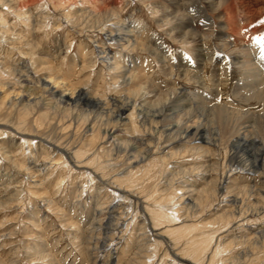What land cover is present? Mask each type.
<instances>
[{
    "label": "bare ground",
    "instance_id": "6f19581e",
    "mask_svg": "<svg viewBox=\"0 0 264 264\" xmlns=\"http://www.w3.org/2000/svg\"><path fill=\"white\" fill-rule=\"evenodd\" d=\"M55 1L60 2V0ZM241 1L237 4L235 0H163L166 5L162 3L160 9L169 24L172 25L171 29L175 32L179 41L199 40L200 38L202 40L204 37L199 35L198 30L205 31L209 27L213 29V27L217 26L219 27L218 33L221 34L219 35L220 38L222 36L229 37L232 41L227 40L225 43L232 46L233 49H239L240 47L236 45L238 42H242V51L236 55L238 57H236L234 63L235 66H240L242 70H240L242 73V89L239 90V93L236 90V93L246 100L256 99L264 103V41H261L260 38L254 42L251 39L239 41L235 37L240 26H238L239 23L236 22V19L242 20L241 23L244 24L241 27H245L247 32L249 30L254 32L260 29L256 27L258 24H251L253 22L252 14L245 9L242 13H239L240 16H237V8L242 7L240 6ZM22 6L23 4L20 2L18 7ZM262 7L258 9L259 13L263 11ZM190 9L192 10L190 11ZM70 15L71 13L67 12L65 14L66 19H69ZM18 16L20 17L21 14L19 13ZM28 17L27 20L29 19ZM214 19L219 21L218 25ZM107 20L112 21V23L106 24L100 31L105 35L104 42L93 41L97 47V56H100L96 58V62L99 61L102 65L104 64L103 67L105 69L112 71V76L108 80L109 85L106 89L105 98L101 97V94H99V97L97 93L93 94L90 92L87 89V85L80 83L75 86L65 78L56 77L53 74L34 77L30 80H28L30 77L28 79L20 77L17 82L32 84L28 87L25 84L27 87L26 91H17V87L13 88L11 93L8 94L3 90L5 84L0 81V112L3 109L16 111L19 118V126L21 124L25 125L30 118L33 119L32 121L37 129L47 122L52 126L51 129L54 132L59 128L57 127L58 125H62L64 130H70L74 124H76V127L78 125L83 133V139L81 147L77 148V150H68L48 143V147L51 146L54 152L57 150V159L62 160L61 163L63 164L61 167L64 170L68 169L72 172L77 169L81 170L79 164L89 159L85 155L91 151L92 146L97 144L96 142L99 140L101 145L90 154L92 158L87 161V165L84 168L93 167L96 171H101L103 175L104 169L107 167L104 166L105 164L113 170L117 168L113 164L114 158L118 156L126 158L129 170L125 176L114 177L113 184L121 188V190L117 189L118 193L113 190V199L108 204L109 210L113 211L118 209L117 206L121 200L124 199V202L127 200L130 203L127 206L132 221L130 222L132 223L131 227L129 224L128 226L132 230L137 228L140 231L144 230L143 234L139 233L136 237L137 244H139L141 249L129 258L127 264L142 263L143 258H146V260L154 259L160 255H162V259L160 258L159 262L171 257L170 260L173 264H214L215 261L221 263L228 260L227 254V259L223 256L226 250H229L234 245L244 250L248 249V251L246 250L247 252L240 253L236 258H233V256L229 258L232 264H241L240 260L245 257L248 258L249 252L250 258L251 253L260 250L262 252L264 249V167L259 169L255 164L264 163V112L261 116L262 118L257 117L259 119L251 120L249 114L251 113L252 116L254 112L236 109V107L222 106L223 104L208 108L209 104L207 105L203 102L197 93H193V96L199 103L198 101L189 103L187 101L188 95L183 93L186 90L184 88H174L156 97L154 89L148 87L143 80L141 81L144 61L141 63L139 57L133 55L137 51L154 53V50L152 51L148 47V43H146L149 36H154L146 30L145 24L140 21H131L129 23L124 21L125 23H123V21L117 20L112 13H109ZM68 22L74 26L73 20ZM109 25H111V28H108L110 27ZM243 36H245V33H243ZM108 43H113L119 47V51L113 53L112 57L108 56ZM210 56L206 49L201 47L196 52V61L201 64L202 61L206 62ZM187 61L189 62V59ZM162 62L165 61L162 60ZM104 68L99 70L101 71L100 77L105 75L104 71H102ZM196 68H199V66H196ZM147 72L149 73V70ZM181 72L183 78L189 75L188 65H185L184 68L182 67ZM175 74L173 70V72L169 73V77H174ZM11 75H13L11 71L4 69L0 65V80L10 78ZM193 75L195 83L201 85L202 89L208 87L204 78L196 74ZM17 82H14L15 84H12V86L15 87L19 84ZM37 89H41V91L39 90L40 94H37V97H33L30 93L37 91ZM27 90L30 95L25 94ZM51 99H55V102L49 101ZM57 122L59 124L56 126ZM3 126L0 124V128ZM12 130L17 133L21 129ZM4 134V131L0 130V135ZM140 134L147 140L139 136ZM32 137L29 135L27 138L32 140ZM31 140H25V142L31 144ZM222 147L226 158L234 160L237 155L233 152L241 151L243 155L250 154V152L257 155V160L255 158V162L253 161L252 164H249L252 165L250 167L235 166L233 168V165L229 167L225 162L220 165L214 158L213 151ZM189 153L197 157L196 160L193 158L195 161L190 164L191 167H186L185 164H177L184 163L183 159ZM152 155H158L159 157L151 160ZM248 158L250 159V156ZM178 160L181 161L178 162ZM230 162L232 163V160ZM41 166L43 167V165ZM251 168L257 170L252 172L258 179V181H254L253 185H250V180L246 184L245 179H242L243 176H246L243 173L250 174ZM28 170H31L30 174H34L32 173L34 172L32 168ZM85 170L87 169L85 168ZM235 173H238V175H234ZM84 175L87 179L85 180L86 182L93 181L95 185L99 179L101 183H105L103 179L98 178L91 171H85ZM30 177L33 176L30 175ZM195 177L200 181L206 182L205 189L198 190L196 188L199 185L196 184L199 180H195ZM158 178V184L162 185V187H157V185L153 188L148 187ZM192 179H194L195 183L193 185L194 188L185 189L191 185L190 183L184 185V181L189 182ZM151 180V184H148V181ZM64 181L65 177H62L57 185L63 184ZM176 181L179 182V185L181 183L182 185L176 186ZM32 184L42 185L43 183L41 181V183L33 182ZM123 184L125 187H123ZM97 188L98 192L95 196L93 209L95 217L89 224L91 228L89 229L90 226H88L86 231H79L81 238L88 240L86 241L88 247L83 246L84 252L95 258V252L93 251L98 250L97 248L100 245L104 249L108 248V245H104L107 242L106 240L100 244V235H106V233L103 232V220L97 218V212L99 213L100 211L97 209L101 206L100 202L105 201L107 198H103L106 195L103 193L104 188L99 186ZM127 191L135 195H131ZM137 192L140 194L138 195ZM128 196H131L130 198L133 197L135 200L128 198ZM101 204L104 205V202ZM46 205L52 208L54 203L48 199ZM201 207L208 209L207 212L216 215V218L209 214L207 219H200L199 221L201 222L193 220L192 218L196 217L195 213ZM139 214L142 215L140 216L141 219L138 216ZM95 219L99 221L97 220L95 223ZM244 219H247L245 223H243ZM114 220L118 221L114 217H109V221ZM107 221L108 218L105 222ZM124 222L128 223L129 221L124 220ZM245 224H254L253 227H249V231L255 233L252 235L253 237L244 238L247 236L242 235L244 239L240 240H230L228 238L227 234L233 228ZM119 228L122 227L117 223L115 229ZM148 230L155 237L153 240L154 247L152 245L154 251L151 252L153 257L142 255L144 252L147 253L149 249ZM87 232L88 235L85 236ZM217 232L218 234H216ZM116 240L119 241L116 245H120L123 242V235H119L117 238L114 237L111 242ZM25 248L30 257L36 256L41 260L50 257L48 254L43 253L44 251L41 249L31 250L28 246ZM232 249L234 250V247ZM228 250L227 253L230 252ZM232 254L235 255L234 253ZM116 255L115 251H110L106 261H99L101 260L99 257L98 262H101L100 264H115ZM255 256L258 258V255ZM250 260H248L247 264H250Z\"/></svg>",
    "mask_w": 264,
    "mask_h": 264
},
{
    "label": "rangeland",
    "instance_id": "374dc122",
    "mask_svg": "<svg viewBox=\"0 0 264 264\" xmlns=\"http://www.w3.org/2000/svg\"><path fill=\"white\" fill-rule=\"evenodd\" d=\"M240 1L241 0H235L237 4ZM20 2L23 4L22 7H18ZM162 3L166 5L163 0H60V2L55 0H0V50L2 51H0V65L13 74L10 78L8 77L9 79L0 80L2 84H5L3 90L8 94L11 93L13 88L17 87V91H26V88L32 84L19 83L17 82L18 78L22 77L23 79H28L30 77L28 79L30 80L34 77H43L53 74L56 77L65 78L69 83L75 86L80 83L87 85V89L90 92L93 94L97 93L99 97V94H101V97L105 98L107 94L106 89L109 85L108 80L112 76V71L105 69L103 67L104 64L102 65L99 61L96 62V58L100 56H97V47L93 41L97 40L104 42L105 35L100 31L106 24L112 23V21L107 20L109 13H112L117 20H121L123 23H129L131 21H140L144 23L146 30L154 36H149L148 42L145 41L148 43V47L151 48L152 51L154 50V53L137 51L133 55L138 56L141 63L144 61L141 81L143 80L147 83L146 85L148 87L154 89L156 97L174 88H184L187 91L184 90L183 93L188 95L187 101L189 103L198 101L193 96V93H197L200 95V99H202L203 102L207 105L209 104L208 108H210V106H220L223 104L222 106L230 108L236 107V109L254 112L252 116L249 112L250 119H259L257 117H261L264 112V103L256 99L246 100L238 95L239 90L242 89V70L240 66L238 67V65H236V67L234 63L236 57H238L236 55L242 51V42H238L236 45L240 47L239 49H233L232 46L225 43L227 40L230 42L232 41L229 37L222 36L221 38L223 41L221 40L219 36L221 34L218 33L219 27L217 26L213 27V29L209 27L205 29V31L198 30L197 32L199 35L204 37L202 40H200V38L199 40L179 41L177 35L171 29L172 25L169 24L167 18L161 12L160 8L162 7ZM13 4H15L16 7ZM240 6L242 7H236L237 16H240L239 13H242L245 9L252 14L251 18L253 22L251 24H258L256 27L260 29L254 32L249 30V34L245 27H241L244 24L241 23L242 20L236 19V22L239 23L238 26H240L237 31L238 34L235 37L239 41L251 39V41L254 42L259 38L261 41H264V0H242ZM261 7L263 11L261 10L262 12L259 13L258 9ZM191 10L192 9H190V11ZM67 12L71 13L69 19L65 17ZM19 13L21 14L20 17L18 16ZM208 13L210 14V12ZM27 17L29 18L28 20ZM70 20L74 21V26L68 22ZM214 20L218 25L219 21H217V19ZM109 26L108 28H111V25ZM242 28L245 31H243ZM243 33H245V36H243ZM200 45L211 55L206 62L202 61L201 64L196 61V52L201 49ZM108 48L109 57H112L113 53L119 51V47L113 43H108ZM187 59H189V62ZM162 60L165 62H162ZM182 64L184 66L188 65L190 72L185 78L181 76L182 67L184 68ZM223 65L225 66L223 67ZM196 66H199V68H196ZM32 67L36 68L34 69ZM102 68H104L102 70L105 73L104 77H100L101 71L99 70ZM220 68L223 69L219 71L218 69ZM147 70H149V73ZM173 70L176 74L174 77L170 78L169 73L173 72ZM16 71L19 73H16ZM193 74L204 78L205 84H207L208 87L202 89L201 85L196 84ZM22 78L21 80H23ZM14 82L19 84L13 87L12 84H15ZM25 84H27V87ZM39 90L41 91V89H37V91H32V93L27 90L25 94H32L33 97H37L40 94ZM236 90L238 93H236ZM54 100L55 99H51L49 101L55 102ZM32 120L33 119L30 118L25 125L21 124L19 126V118L16 111L3 109L0 112V124L1 126L4 125L0 130H3L5 133L4 135H0V264H100L101 262H98V260L101 259L99 261H106L110 251H115L117 254V258L115 257V264H127L129 258L141 249L139 244H137L136 237L139 233L143 234L144 230H137L138 228L134 230L130 229L132 225L130 222L132 221L127 206L130 205V203L127 200H125V202L123 201L124 199L121 200L120 203H118V209L113 211L109 210L110 201L114 196L113 190L117 193L118 190H121V188L113 184L114 177L125 176L129 170V164L125 160L126 158H123V156L114 158L115 161L113 160V164H115L117 168L113 170L105 164L104 166L107 167H105L103 175L101 171L98 172L93 167H85L87 169L85 170L84 166L87 165V161L92 158L90 154L101 145V141L99 140L96 142L97 144L92 146L91 151L85 155L88 156L89 159L79 164L81 170L77 169L74 172L68 169L64 170L61 167L63 164L61 163L62 160L60 161L57 159V150L54 152L51 146L48 147V143L75 151L77 148L81 147V141L83 139L81 129L78 125L76 127V124H74L71 128L72 130H64L62 125H58V122L56 126L58 125L57 127L59 128L56 129L57 131L55 130V132L51 129L52 126L47 122L43 124L41 128L37 129ZM11 128L16 130L20 128L21 130L16 133V131L14 132ZM29 135L33 136L32 140L31 138H27ZM139 136L146 139L142 134ZM25 140H31V144H27L29 142H25ZM223 149V147L216 148L213 151L215 155L214 158L220 165L225 162L229 167L233 165V168H235V166L250 167L252 165L249 164L257 160V155L250 152L247 156L246 154L243 155L241 151H237L238 153L236 151L233 152L237 155V158H234V160L232 158H226ZM189 154L184 157V163L181 162L177 164H185L186 167H191L190 164H193L197 157ZM230 155L232 156V154ZM249 156L250 159L248 158ZM158 157V155H152L151 160H155ZM230 160H232V163ZM180 161L181 160H178V162ZM41 165H43V167ZM255 165H257L259 169L264 167L263 162H259ZM29 168L34 170L32 173L35 175L30 174L31 170H28ZM85 171L93 172L95 176L103 179L105 183H101L96 177L95 178L98 179V182L96 181L97 184L94 185L93 181L86 182L85 180L87 179L84 175ZM250 171V174L243 173L246 174V176L242 174V179H245L246 184L248 180H250V185H253L254 181H258V179H256V175L252 172H256L257 170L251 168ZM28 174L33 177H30V175L28 176ZM236 174L238 175V173L234 175ZM62 177H65V181L58 186L57 183ZM249 177L251 178L249 179ZM193 180L194 179H192V181ZM195 180L199 179L195 177ZM41 181L44 185L32 184L33 182L41 183ZM158 181L159 178L153 182L152 180L148 181V184L152 182L148 187L153 188L156 185L157 187H162V185L158 184ZM192 181H184V185H187V183L191 185L190 187L187 186L185 189L194 188L193 185L195 183ZM176 182V186L182 185L181 182L180 185L178 181ZM196 184H199L196 187L198 190L206 188L205 181L199 180ZM98 186L104 188L103 193L106 195L103 198H107L105 201L103 200L100 202L101 206L97 209L98 211L100 210L99 213L97 212V218L103 220V232L106 233V235H100L101 238L99 241L101 244L106 240L107 242H105L104 245H108V248L104 249L102 245H100L99 248H97L98 250L93 251L95 252V258L90 257L91 255L89 256L84 252L83 246L88 247L86 244L88 240L82 239L81 235H79V231H86V228H88V226H90L89 224L93 221V217H95V211H93V209ZM123 187H125L124 184ZM127 192L131 193L130 191ZM137 194L139 195L140 193L137 192ZM131 195L135 194L131 193ZM130 197L131 196H128V198ZM48 199L54 203L52 208L46 205ZM130 199L135 200L133 197ZM103 202L104 205L101 204ZM102 206L104 207L101 208ZM207 210L208 209L201 207L195 213L196 217L192 219L201 222L199 220L204 218L207 219L209 214L213 218H216V215L211 212L208 213ZM138 216L140 218L142 215L139 214ZM109 217H114V219H118L119 222L115 220L109 221ZM107 218L108 221L105 222ZM98 219L94 220L95 223ZM124 220L129 222L125 223ZM246 221L247 219H244L243 223ZM117 223L121 225L122 228L115 229ZM248 225L249 224H245L233 228L230 233L227 234L229 236L228 238L230 240H240L253 237L252 235L255 233L249 231V227H253L254 224ZM90 228L91 226L89 229ZM158 232L160 231L158 230ZM149 233H147V239L150 240V244L148 245L149 249L147 253L144 252L142 255L153 257L151 256V252L154 251L153 240L155 237L151 235V232ZM216 234H218V232ZM87 235L88 232L85 233V236ZM119 235H123V242L117 246L116 243L119 241L116 240L111 242V240L114 239V237H119ZM242 235H246L247 237L243 238ZM26 246L31 250L41 249L44 251L43 253L48 254L50 257L45 260L38 259L36 256L30 257L29 254H27ZM117 247L118 249H116ZM233 247L234 250L232 249ZM233 247L229 248V250L227 249L228 252L230 251V254L227 253L226 250L223 256L225 258L227 254L229 261L225 260L221 263L215 261L214 264H225L226 262V264L230 262V264H232L229 258H232V256L236 258L240 253L242 254L248 251V249L244 250L236 245ZM263 250L262 252L261 250L253 252L255 255H258V258H256L253 253H251L250 258L249 252L248 258L245 257L240 260L241 264H247L250 259V264L253 262L257 264L264 263ZM231 251L235 255H233ZM252 256H254L253 259ZM156 257L148 260L143 258V262L137 264H173L170 260L171 257H167V259H163V261L161 260L160 262L162 263L158 261L160 258L162 259V255ZM245 259H247L246 263Z\"/></svg>",
    "mask_w": 264,
    "mask_h": 264
}]
</instances>
